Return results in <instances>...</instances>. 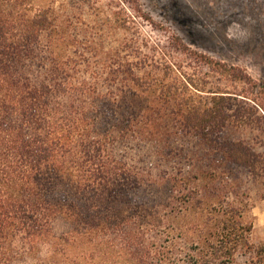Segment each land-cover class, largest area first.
Returning <instances> with one entry per match:
<instances>
[{
    "label": "trees",
    "instance_id": "obj_1",
    "mask_svg": "<svg viewBox=\"0 0 264 264\" xmlns=\"http://www.w3.org/2000/svg\"><path fill=\"white\" fill-rule=\"evenodd\" d=\"M32 1L0 0V264L15 243H49L58 213L111 264H264L247 205L223 194L224 174L263 169L232 133L258 129L264 84L200 55L223 79L154 83L127 68L102 92L79 42Z\"/></svg>",
    "mask_w": 264,
    "mask_h": 264
},
{
    "label": "rangeland",
    "instance_id": "obj_2",
    "mask_svg": "<svg viewBox=\"0 0 264 264\" xmlns=\"http://www.w3.org/2000/svg\"><path fill=\"white\" fill-rule=\"evenodd\" d=\"M29 4L54 10L68 35L79 42L77 51L98 73L102 92L116 93L121 78L117 72L127 68L154 83H171L179 71L198 86L223 79L202 65L200 55L241 69L264 84V0H33ZM174 38L190 53L181 52ZM260 114L252 117L258 129H233L232 134L251 141L264 154ZM234 188L255 224L253 240L263 243L264 166L255 177L237 180L224 174L227 201L234 199L235 193H229ZM75 231L83 232L79 220L58 213L50 242L34 252L15 243L11 264H111L110 254L105 260L98 258L108 249L96 251L93 244L75 241Z\"/></svg>",
    "mask_w": 264,
    "mask_h": 264
}]
</instances>
